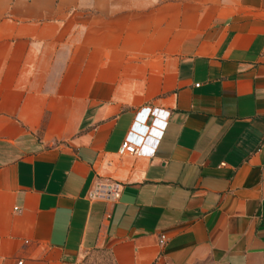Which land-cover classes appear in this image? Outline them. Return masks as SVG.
<instances>
[{"label":"crops","instance_id":"0c3cea01","mask_svg":"<svg viewBox=\"0 0 264 264\" xmlns=\"http://www.w3.org/2000/svg\"><path fill=\"white\" fill-rule=\"evenodd\" d=\"M142 106L168 111L162 134L121 153ZM108 180L118 198L90 196ZM17 259L264 264V0H0V264Z\"/></svg>","mask_w":264,"mask_h":264},{"label":"built area","instance_id":"2783aa9c","mask_svg":"<svg viewBox=\"0 0 264 264\" xmlns=\"http://www.w3.org/2000/svg\"><path fill=\"white\" fill-rule=\"evenodd\" d=\"M168 111L157 107L142 106L135 114L131 129L125 135L121 142L119 152L150 154L154 149L159 137L162 134L166 119L159 117L161 115L166 118ZM142 120V122H140ZM134 129L141 132L137 133ZM154 134V136L152 135ZM150 142V146L146 147V143ZM120 184L115 181H107L105 183L96 182L90 192L91 197H101L107 200H114L120 195ZM165 235L159 236V243H163ZM14 264H23L22 259H17ZM68 264H97L93 261L84 259L74 260Z\"/></svg>","mask_w":264,"mask_h":264}]
</instances>
